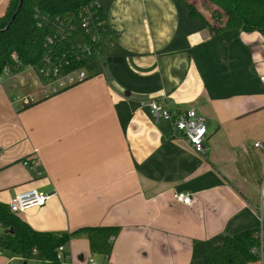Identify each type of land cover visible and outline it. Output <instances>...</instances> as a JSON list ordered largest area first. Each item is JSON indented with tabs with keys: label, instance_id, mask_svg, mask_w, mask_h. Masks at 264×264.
I'll return each mask as SVG.
<instances>
[{
	"label": "crops",
	"instance_id": "crops-1",
	"mask_svg": "<svg viewBox=\"0 0 264 264\" xmlns=\"http://www.w3.org/2000/svg\"><path fill=\"white\" fill-rule=\"evenodd\" d=\"M189 1L210 18L212 6ZM100 2L115 50L99 75L51 96L28 69L0 80V202L50 196L18 214L41 232L120 228L110 256L74 235L70 264H206L225 236L264 238V36L213 35L176 0ZM8 4L0 0V16ZM151 100L204 117L206 158L154 120ZM30 157L36 170L24 165ZM12 258L51 264L4 251L0 264Z\"/></svg>",
	"mask_w": 264,
	"mask_h": 264
},
{
	"label": "trees",
	"instance_id": "trees-1",
	"mask_svg": "<svg viewBox=\"0 0 264 264\" xmlns=\"http://www.w3.org/2000/svg\"><path fill=\"white\" fill-rule=\"evenodd\" d=\"M176 1L186 5L190 17L202 19L213 35L240 30L246 33L258 32L264 36V0H204L212 6L210 18L189 0ZM94 2L95 0H9L5 14L0 16V76L7 67L14 75L30 67L38 71L45 65L48 56L51 57V65L60 67L61 75L82 68L87 69L89 78L99 75L102 71V58L114 52L115 44L101 7L97 17L102 21V27L91 29V34L99 36L98 43L90 42L91 34L82 29L83 15ZM47 16L50 17L49 22L59 17L65 22V26L70 21V26L74 28L65 41L49 47L45 45V40L56 31L46 22H43V27L38 26L39 21H45L44 17ZM84 46L90 48V54L83 51ZM40 77L44 83L54 80ZM0 228L1 251L25 262L51 264H64L58 259V249L68 246L77 233H85L91 252L102 256L111 255L114 240L120 233L119 227H91L63 234L41 232L33 229L18 214L12 213L9 205L2 202ZM260 244L259 230L225 236L222 244L208 255L206 264H250L259 261L254 250Z\"/></svg>",
	"mask_w": 264,
	"mask_h": 264
},
{
	"label": "built area",
	"instance_id": "built-area-1",
	"mask_svg": "<svg viewBox=\"0 0 264 264\" xmlns=\"http://www.w3.org/2000/svg\"><path fill=\"white\" fill-rule=\"evenodd\" d=\"M100 1L101 0H95L92 7L86 9L83 15L81 27L88 34L92 33V28L100 29V27H102V21L99 17H97L98 9H100L101 7ZM44 18L45 21H39L38 26L43 27V22H46L50 28L56 31L53 36H48L46 38L45 45L48 47L54 46L58 42L62 43L63 41H65L74 29L73 26H70V21H67V24L65 26V22L60 20L59 17L53 22H49L50 17L48 16ZM99 39L100 38L97 34H91L90 42L98 43ZM81 47L82 46H80V48ZM83 51L85 53L90 54V48L87 46L83 47ZM50 63L51 57L48 56L45 59V65L38 71L34 67L28 68V70H31L36 74L38 79L36 85L40 87L45 96L58 94L61 91L82 84L89 79V75L86 68H82L79 70H75L71 73L61 75L60 67L53 66ZM3 76H14V74H12L10 68L7 67L4 70L3 74L0 76V80ZM40 76L45 79L53 78L54 80L49 83H44ZM260 80L264 84V77H261ZM32 101L34 102V99H32ZM26 103L29 102L26 101ZM147 106L154 120L158 122L167 121L171 123L173 129L172 137L174 139H184L189 144L194 153L201 156L202 158L207 157V153L209 150V132L204 117L199 115L196 110L189 109L187 111L172 112L166 104L157 100L149 101ZM260 146V144L256 145V147ZM38 162L39 159H37L36 157H30L24 161V165L26 167L35 169V166L38 164ZM49 199L50 196L46 194H39L37 191L32 190L15 197L9 203V208L12 213L20 214L31 208L43 207ZM175 199L178 203H181L185 206H191L193 202L192 196L188 193H178L175 195ZM260 238L261 244L259 248H255L254 252L259 256V261L264 264V238L262 232H260ZM111 240L113 241L114 238H112ZM67 247L68 246L65 245L61 246L58 249V259L64 264H70V260L65 255ZM1 254L2 251L0 250V255ZM13 260V258L10 260L11 264ZM94 263V259L92 258L88 261L87 264Z\"/></svg>",
	"mask_w": 264,
	"mask_h": 264
},
{
	"label": "water",
	"instance_id": "water-1",
	"mask_svg": "<svg viewBox=\"0 0 264 264\" xmlns=\"http://www.w3.org/2000/svg\"><path fill=\"white\" fill-rule=\"evenodd\" d=\"M20 8H21V6L19 7V9L17 10V12L15 13V15H14V17L12 18V20H11L10 24L8 25V27L11 25L12 21H13L14 18L16 17V15H17V13L19 12Z\"/></svg>",
	"mask_w": 264,
	"mask_h": 264
},
{
	"label": "rangeland",
	"instance_id": "rangeland-1",
	"mask_svg": "<svg viewBox=\"0 0 264 264\" xmlns=\"http://www.w3.org/2000/svg\"><path fill=\"white\" fill-rule=\"evenodd\" d=\"M0 231H1V228H0ZM1 233V232H0Z\"/></svg>",
	"mask_w": 264,
	"mask_h": 264
}]
</instances>
